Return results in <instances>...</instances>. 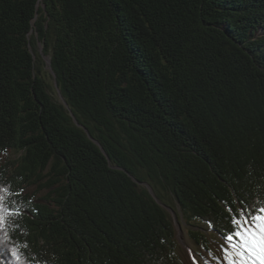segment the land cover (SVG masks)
Instances as JSON below:
<instances>
[{
	"label": "trees",
	"instance_id": "obj_1",
	"mask_svg": "<svg viewBox=\"0 0 264 264\" xmlns=\"http://www.w3.org/2000/svg\"><path fill=\"white\" fill-rule=\"evenodd\" d=\"M147 185L217 233L264 201V0H0V264H183Z\"/></svg>",
	"mask_w": 264,
	"mask_h": 264
},
{
	"label": "snow or ice",
	"instance_id": "obj_2",
	"mask_svg": "<svg viewBox=\"0 0 264 264\" xmlns=\"http://www.w3.org/2000/svg\"><path fill=\"white\" fill-rule=\"evenodd\" d=\"M236 204L239 211L229 209L228 226L218 231L221 236L218 254H222L227 264H264V201L253 206L237 199ZM3 222L0 216V224ZM6 251H0V256L6 255ZM188 255L192 256L191 264H198L191 250Z\"/></svg>",
	"mask_w": 264,
	"mask_h": 264
},
{
	"label": "rangeland",
	"instance_id": "obj_3",
	"mask_svg": "<svg viewBox=\"0 0 264 264\" xmlns=\"http://www.w3.org/2000/svg\"><path fill=\"white\" fill-rule=\"evenodd\" d=\"M46 69L49 75L48 81L50 83H54L52 79H50V70L48 68ZM54 90V94L59 98L57 88L55 87ZM8 156V154H2L1 158L2 160H5ZM24 192L25 194H30L34 200L39 201L44 197V195H46L47 190H40L34 184L25 188ZM170 207L174 209L178 222L181 225L179 227L178 223L175 221L173 212L167 209L170 212V217L175 221V229L179 234L178 255L183 264H191L192 256L188 255L189 250L192 251L191 253L195 257V260L198 262V264H227V261L223 259L222 254H218V247L221 243V236L218 235L217 232L213 231V229H211V227L208 225L194 223L195 227L188 226L182 219L179 208L174 205H170ZM192 229L199 230V232H201L206 237V239L208 240L206 247L198 244V242H196L189 236L188 230Z\"/></svg>",
	"mask_w": 264,
	"mask_h": 264
},
{
	"label": "water",
	"instance_id": "obj_4",
	"mask_svg": "<svg viewBox=\"0 0 264 264\" xmlns=\"http://www.w3.org/2000/svg\"><path fill=\"white\" fill-rule=\"evenodd\" d=\"M46 64H47V68L50 70V72L52 73V74H54L53 73V71H52V68H51V66H50V64H51V59L50 58H46ZM54 83H55V85H56V81H54ZM58 90V96H59V98L61 99V101L64 103V105H66V107H68V104H67V102H66V100L62 97V95H61V91L59 90V89H57ZM74 118V121H75V124L77 125V126H81L80 124H79V122H78V120L75 118V117H73ZM84 129H85V127H84ZM85 131L88 133V136L90 137V138H92V136L89 134V132L87 131V129H85ZM98 145H99V147L102 149V151H104L103 150V148L101 147V145L99 144V142L97 141V140H94ZM147 187H148V189H149V191L156 197V195L154 194V192H153V190H152V188L149 186V185H147ZM156 201L158 202V203H160L162 206H164L166 209H168V210H170L171 212H173V215H174V218H175V221L178 223V225H179V222H178V219H177V216H176V214H175V211H174V209L172 208V207H170V205H168V204H165V203H163V202H161V201H159L158 199H157V197H156ZM174 221V220H173ZM175 221H174V223H175ZM176 234H177V238L179 239V234L176 232Z\"/></svg>",
	"mask_w": 264,
	"mask_h": 264
},
{
	"label": "bare ground",
	"instance_id": "obj_5",
	"mask_svg": "<svg viewBox=\"0 0 264 264\" xmlns=\"http://www.w3.org/2000/svg\"><path fill=\"white\" fill-rule=\"evenodd\" d=\"M181 225L179 224V227H180ZM190 249V248H189ZM192 252V251H191Z\"/></svg>",
	"mask_w": 264,
	"mask_h": 264
}]
</instances>
